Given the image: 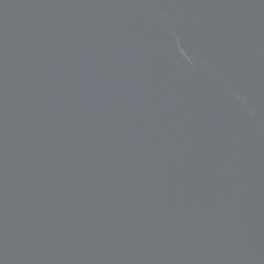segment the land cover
<instances>
[{
  "label": "water",
  "instance_id": "95a60500",
  "mask_svg": "<svg viewBox=\"0 0 264 264\" xmlns=\"http://www.w3.org/2000/svg\"><path fill=\"white\" fill-rule=\"evenodd\" d=\"M0 264H264V0H0Z\"/></svg>",
  "mask_w": 264,
  "mask_h": 264
}]
</instances>
